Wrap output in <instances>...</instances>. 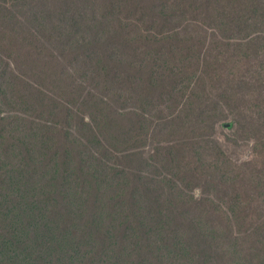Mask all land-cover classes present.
<instances>
[{"label":"trees","instance_id":"obj_1","mask_svg":"<svg viewBox=\"0 0 264 264\" xmlns=\"http://www.w3.org/2000/svg\"><path fill=\"white\" fill-rule=\"evenodd\" d=\"M86 1V15L78 20L73 18L66 27L49 31L63 38L71 52L87 57L85 63L69 75L66 87L57 83L54 88L73 103L68 116L64 117L68 123L45 122L44 113L51 106L34 97L29 101L34 113L32 119V112L20 115L22 108L5 111L8 105L4 102V93L1 95L0 264L38 261L39 257L34 254L21 253H24L22 248L33 245L29 232L37 226L34 217L42 225L47 215L59 221L64 229L59 235L65 240L63 253L70 257L67 263L55 257L60 264L83 261L90 262L84 264H227L231 258L240 261V254L246 255L241 261L264 264L263 172L253 176L248 189L241 185L239 190L249 191L247 201L238 192L228 199L211 197L205 193L209 185H214L210 177L213 173L225 174L224 168L218 162L202 163L201 151L196 153L195 163L185 161L183 157L189 143L182 138L173 139L167 148L157 146L146 155L145 165L138 163L134 169V163L126 162L125 167L119 166L129 157L130 144L134 146V141L142 139L147 143L152 139L154 117L142 110L151 105L152 95H157L160 103L187 99V94L191 97L189 90L198 79L191 77L195 73L187 67L188 77L180 80L184 72L177 65L183 53L178 54L174 48L157 49L170 45L179 36L180 28L169 30V26L186 12L177 1L160 0L159 5L148 9V14H154L155 23L148 28L141 27V21L136 23L131 42L135 46L141 42L144 53H159L157 63L146 73L148 63L140 65L137 55L132 58L123 48L93 50L92 47L105 41L99 27L91 42L78 35L87 16L98 18L103 14L101 10L119 3V0H105L98 8L90 5L96 0ZM227 7L231 15L225 24L233 23L238 31L255 26L262 33L243 45L247 52L244 55L240 52L239 61L233 65L243 66L251 58L250 51L256 49L255 46L249 50L248 45L264 41V0H231ZM119 16L117 32L130 31L132 26L126 13L119 11ZM225 24L220 25L224 30ZM128 45L133 46L130 42ZM136 77L140 82V87L135 89L136 97L128 99L122 95L118 98L121 93L114 87H128ZM245 81L242 74H233L231 83L237 82V86L231 87V97L244 89ZM94 83L101 90L93 95L90 103L82 97L89 94ZM120 100H124L125 107L135 104L136 108L121 111L115 103ZM174 103L181 106L177 101ZM25 107L29 108L28 104ZM79 119L82 124H78ZM123 119V124H119ZM29 121L33 122L30 128ZM192 125L193 121L187 126ZM226 126L233 128L232 124ZM200 144L199 138L190 143L193 147ZM219 152L223 154L222 148ZM88 153L94 158L88 157ZM183 169L198 171L196 178L203 180L206 186L203 193H190L189 187L180 184L184 182L178 180ZM26 174L35 179V185L27 183V187H40L48 197L49 206L54 207L47 215L40 205L36 208V204L27 199L23 203L16 195L18 184L15 181ZM227 182L233 186L238 176L227 174ZM23 241L26 243L22 244ZM53 251L61 253L54 247Z\"/></svg>","mask_w":264,"mask_h":264},{"label":"rangeland","instance_id":"obj_2","mask_svg":"<svg viewBox=\"0 0 264 264\" xmlns=\"http://www.w3.org/2000/svg\"><path fill=\"white\" fill-rule=\"evenodd\" d=\"M171 1H177L186 14L169 26V30L180 28L179 36L170 45H162L157 49L165 51L174 48L178 54L183 53L177 65L181 66L184 72L180 80L188 77L187 67L190 72L195 73L190 76L198 80L191 86L189 91L192 94L191 97L187 94V99L177 98L160 103L161 99L157 98V95L151 96V105L143 107L142 110L154 117L151 126L152 139L147 143L142 139L134 141V146L130 144L129 157L123 163L120 162L119 166L125 167L126 162L131 165L134 163L136 169L138 163L145 165L144 160L148 162L146 155L152 153L157 146L167 148L173 139L182 138L189 143L183 157L185 161L195 163L198 160L196 153L201 151L202 163L208 165L218 162L219 166L224 168L225 174L218 172L211 175L210 180L214 185H209L205 193L220 200L228 199L229 195L238 192L247 201L249 191L239 190L241 185L248 189L253 176L262 172L264 178V161L260 160L264 159V41L257 40L256 44L248 45L249 50L255 46L256 49L250 51L251 58L243 66L233 65L239 61L240 52L242 55L247 52L243 45L262 33L255 26L247 31H238L233 23L225 24L231 15L227 7L231 0ZM103 2L106 1L96 0L90 5L99 8ZM86 3V0H83V3L79 0L0 1V100L4 93L3 99L8 105L5 111H18L22 108L20 115L27 116L32 112L29 101L34 97L46 106H51V109L44 113L45 122L59 120L62 124L66 121L64 117L68 116L73 103L70 104L54 88L58 86L57 83L66 87L69 75H73L78 67L85 63L87 57L71 52L72 49L66 41H62L63 38L59 39V36L52 35L49 31L66 27L73 18L78 20L82 15H86ZM160 3V0H119V3L109 9L106 7L101 10L103 14L98 18L87 16L80 25L82 29L78 35L85 36L87 42H91L99 27L104 32L105 41L92 47L93 50L102 52L112 46H116L118 50L123 48L132 58L137 55L140 65L148 63L145 69L147 73L157 63L159 53H144L143 44L139 42L135 46L131 40L135 36L138 21H141L140 26L143 28L155 23L154 14H148V9ZM119 11L126 13L128 23L132 26L130 31L123 34L117 32ZM222 23L225 24V30L220 26ZM245 25L246 22L244 29ZM128 42L133 46H129ZM234 73L242 74L246 81L244 89L239 91L237 96L231 97V87L237 86V82L231 83ZM51 76H54V81ZM167 85L170 86V81ZM139 87L140 82L136 77L128 87H114V90L121 93L118 98L123 95L124 98L132 99L136 97L135 89ZM100 90L99 85L94 83L89 94L82 98L92 103L90 100L93 95L100 93ZM174 101L181 103V106ZM115 103L121 111L136 108L135 104L125 107L124 100ZM25 104H28L29 108H26ZM33 114L32 112L30 115L31 119ZM78 121V124H82L80 119ZM123 121L124 119L118 123L123 124ZM192 121L194 125L187 126ZM228 124H232L233 128L227 127ZM32 125L33 122L29 121L28 127ZM213 126L216 127L211 128ZM88 138L86 137L87 140ZM195 138L200 139V147L190 145ZM219 148H222L223 154L219 152ZM260 151L263 154H260ZM86 155L94 158L90 153ZM230 173L238 176V182L233 186L227 182V174ZM196 175L199 176L196 169H183L178 180H184L180 184L189 187L190 193L200 195L206 186ZM15 182L18 184L16 195L23 203L27 199L36 204V208L40 205L46 215L47 211L54 208L49 206L48 197L40 187H27V183L35 185L32 175L18 176ZM235 189L237 190L234 191ZM40 213L41 211L38 213L39 217ZM34 220L37 226L30 228L29 232L33 245L28 244L26 248H22L24 253L21 254H34L39 257L35 264H60L56 260L57 257H61L63 262H69L70 256L63 253L62 245L65 240L59 232L64 229L59 221L48 215L42 225L36 217ZM53 247L61 253L53 251ZM41 250L46 252L43 254ZM239 256L240 261L231 258L227 264H253V260L249 263L241 261L245 254ZM84 263L90 262L83 261L78 264Z\"/></svg>","mask_w":264,"mask_h":264}]
</instances>
